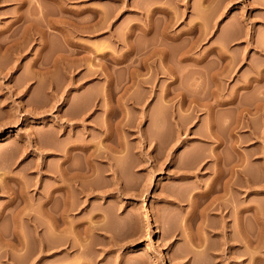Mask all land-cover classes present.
<instances>
[{
  "label": "rangeland",
  "instance_id": "1",
  "mask_svg": "<svg viewBox=\"0 0 264 264\" xmlns=\"http://www.w3.org/2000/svg\"><path fill=\"white\" fill-rule=\"evenodd\" d=\"M0 44V264H264V0H0Z\"/></svg>",
  "mask_w": 264,
  "mask_h": 264
},
{
  "label": "bare ground",
  "instance_id": "2",
  "mask_svg": "<svg viewBox=\"0 0 264 264\" xmlns=\"http://www.w3.org/2000/svg\"><path fill=\"white\" fill-rule=\"evenodd\" d=\"M1 44H2V42H1ZM1 44H0V45H1ZM3 46H4V45H3ZM1 48H3V47L1 46ZM7 136H8V135H7ZM7 136H5V137H0V138H1L0 140H4ZM227 185H228V184H227ZM210 186H211V185H210ZM60 187H61V186H60ZM226 188H227V187H226ZM205 189H206V188H205ZM208 189H209V188H208ZM211 190H212V189H211ZM202 192H204V190H203ZM205 192H206V191H205ZM201 194H202V193H201ZM203 194H204V193H203ZM223 194H224V193H223ZM223 194H222V195H223ZM210 195H211V194H210ZM224 195H226V194H224ZM224 195H223V196H224ZM205 196H206V195H205ZM226 199H227V197H226ZM226 199H225V200H226ZM228 199H229V198H228ZM210 200H211V199H210ZM229 201H230V200H229ZM223 202H224V201H223ZM225 202H226V201H225ZM217 203H220V202H217ZM226 203H227V202H226ZM206 204H207V203H206ZM206 204H205V205H206ZM209 204H210V203H209ZM43 205H44V204H43ZM219 205H220V204H218V206H219ZM223 205H224V203H223ZM233 206H234V205H233ZM216 207H217V205H216ZM220 207H221V206H220ZM220 207H219V209L222 208V207H221V208H220ZM225 207H226V206H224V208H223L224 210H225ZM203 208H204V207H203ZM213 208H214V207H213ZM227 208H228V206H227ZM235 208H236V207H235ZM237 208H238V207H237ZM239 208H240V207H239ZM242 208H243V207H242ZM242 208H241V209H242ZM246 208H247V207H246ZM204 209H205V208H204ZM206 209H207V207H206ZM216 209H217V208H216ZM210 210H211V209H210ZM232 210H233V209H232ZM235 210H236V209H235ZM202 211H203V210H202ZM206 211H207V210H206ZM221 211H222V210H219V213L222 215V212H221ZM227 211H228V210H227ZM224 212H226V211H224ZM228 212H229V211H228ZM228 212H227V214L230 213V212H229V213H228ZM201 213H203V212H201ZM237 213H238V212H237ZM239 213H241V212H239ZM207 215H208V214H207ZM225 215H226V213H225ZM225 215H222V218H223V219L225 218V217H224ZM201 216H202V215H201ZM201 216H200V218H201ZM204 216H205V215H204ZM208 216H209V215H208ZM202 217H203V216H202ZM218 217H219V216H218ZM203 219H204V218H203ZM220 220H221V219H220ZM227 221H228V220H227ZM52 222H53V221H52ZM201 222H204V221L202 220ZM207 222H208V220H207ZM207 222H206V223H207ZM219 223H220V222H219ZM201 224H203V223H201ZM221 224H222V223H220V225H221ZM227 224H228V223H227ZM199 225H200V224H199ZM204 225H205V224H204ZM228 226H229V225H228ZM228 226H227V227H228ZM230 226H231V225H230ZM53 227H54V225H53ZM208 227H209V226H208ZM210 227H211V226H210ZM50 228H51V227H50ZM211 228H213V227H211ZM224 228L226 229V226L223 224V227H222V233H223V236H224V235L227 236L228 234H226V230H224ZM229 228H230V227H229ZM231 228H232V227H231ZM235 228H236V227H235ZM53 229H54V228H53ZM201 229H202V227H201ZM208 229H209V228H208ZM217 229H218V228H217ZM205 230H206V228H205ZM205 230H204V232H205ZM214 230H215V229H214ZM232 230H235V229L233 228ZM202 231H203V230H202ZM216 231H217V230H216ZM219 231H221V230H219ZM228 231H229V230H228ZM230 231H231V230H230ZM15 233H16V232H15ZM15 233H14V234H15ZM16 234H17V233H16ZM211 234H212V233H211ZM230 234H231V233H230ZM19 235H20V234H19ZM199 235H200V233H199ZM221 235H222V234H221ZM12 236H13V235H12ZM17 236H18V235H17ZM203 236H204V235H203ZM223 236H222V237H223ZM234 236H235V235H234ZM201 237H202V235H201ZM228 237H230V236L228 235ZM197 238H198V237H197ZM199 238H200V237H199ZM202 239H205V236H204ZM202 239H201L202 242H201V241H200V242H201L202 244L206 243L205 240L203 241ZM221 239H222V238H221ZM229 239H232V238H227V237H226L225 240H223V239H222V240L228 243V242H229ZM236 239H237V238H236ZM50 240H51V239H50ZM207 240L209 241V238H206V241H207ZM237 240H238V239H237ZM20 241H21V240H20ZM51 241H52V240H51ZM208 241H207V242H208ZM233 241H234V240H233ZM8 242H9V241H8ZM250 242H251V240H250ZM4 243H5V242H4ZM10 243H11V242H10ZM10 243H9V244H10ZM21 243H22V241H21ZM21 243L19 242V243L17 244L19 247H17L16 245H15L16 247H14L13 244H12V248L20 249L21 246H23V245L20 246ZM221 243L223 244V242H221ZM6 244H7V243H6ZM202 244H200V245H202ZM208 244H209V242H208ZM230 245H231V244H230ZM250 245H251V244H250ZM203 246H205V245H203ZM200 247H201V246H200ZM229 247H231V246H229ZM198 248H199V247H198ZM207 248H209V246H208ZM16 249H15V251H16ZM21 249H22V248H21ZM39 250H40V249H39ZM201 250H202V248H201ZM203 250H204V247H203ZM222 250H224V249L222 248ZM202 252H203V251H202ZM204 252H206V251H204ZM207 252H208V251H207ZM232 253H233V251H232ZM233 254H234V253H233ZM200 255H202V254H200ZM205 255H206V254H205ZM228 255H229V252H228ZM202 256H203V255H202ZM206 256H207V255H206ZM209 256H210V255H209ZM204 257H205V256H204ZM227 257H228V256H227ZM204 259H206V258H204ZM207 259H208V258H207ZM202 260H203V259H202ZM211 260H212V259H211ZM212 262H213V261H212ZM198 263L200 264V262H198ZM235 263H238V261H236ZM203 264H205V263H203ZM211 264H212V263H211Z\"/></svg>",
  "mask_w": 264,
  "mask_h": 264
}]
</instances>
